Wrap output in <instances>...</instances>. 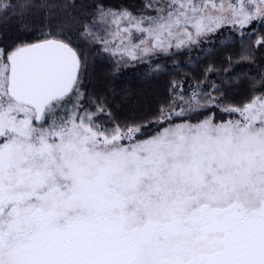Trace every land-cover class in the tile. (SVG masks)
Segmentation results:
<instances>
[{
	"label": "snow or ice",
	"instance_id": "1",
	"mask_svg": "<svg viewBox=\"0 0 264 264\" xmlns=\"http://www.w3.org/2000/svg\"><path fill=\"white\" fill-rule=\"evenodd\" d=\"M76 7L0 0L5 17L67 14L38 41L0 49V264H264V94L236 104L215 86L188 95L174 81L179 91L147 122L160 130L143 138L147 123H108L104 101L82 103L87 60L63 34L80 24L118 69L226 26L242 36L264 27V0H150L139 14L94 6L91 23L67 13ZM211 108L231 118L192 115Z\"/></svg>",
	"mask_w": 264,
	"mask_h": 264
},
{
	"label": "trees",
	"instance_id": "2",
	"mask_svg": "<svg viewBox=\"0 0 264 264\" xmlns=\"http://www.w3.org/2000/svg\"><path fill=\"white\" fill-rule=\"evenodd\" d=\"M106 1L120 4L127 2L67 0L68 3L77 5L75 9H67V13H72L79 21L91 23L96 11L94 6ZM139 1L143 8L150 2H137ZM10 2L20 5L25 0ZM36 2L42 3L44 0ZM61 19H67V14L58 9H52L51 14L45 9L36 8L23 14L14 11L7 17L0 15V49L11 50L22 43L36 42L45 33H52L54 26L58 28ZM81 30L80 24L74 23L66 28L63 34L71 37L73 45L87 60L88 70L82 85L85 99L82 103L94 110L95 104L90 101H104L112 117L103 116L98 119L108 123L113 119L122 125L143 124L152 120L158 115L160 107L170 104L171 98L179 91L173 89L174 81L178 82L188 95L196 85H199L202 91L218 95L213 91L215 86L229 102L236 104L246 102L253 95L264 94V46H255L257 35H264V27H261L259 22H254L249 26V30H243V36L226 26L190 50H172L169 55L157 54L148 58L146 63L121 65L118 69L115 58L102 52L101 45L84 40L79 34ZM249 33H252L251 39ZM242 48L251 51V60L240 59ZM209 67L213 69L211 72L208 71ZM211 113L217 119L229 117L218 108L205 109L202 114L192 115H198L199 119H202ZM153 126L155 125L147 123V128Z\"/></svg>",
	"mask_w": 264,
	"mask_h": 264
},
{
	"label": "rangeland",
	"instance_id": "3",
	"mask_svg": "<svg viewBox=\"0 0 264 264\" xmlns=\"http://www.w3.org/2000/svg\"><path fill=\"white\" fill-rule=\"evenodd\" d=\"M127 2H123V3H118V2H115V1H109V2H103L101 3L99 6H103L104 8H111L115 11H119V10H123V9H127L129 11H132L134 12L135 14H139L141 13L142 11H147V9L143 8L141 2H137L138 0H126ZM254 23V22H253ZM251 26V25H250ZM245 30H249V26L244 29ZM211 36V35H210ZM175 50V49H173ZM209 115H214V114H209ZM215 116V115H214ZM216 118V116H215ZM231 117H227L225 119H229ZM203 119V118H202ZM217 121H219L220 119H217ZM175 122L176 123H180V122H183L180 118H175ZM192 123H195L196 121L195 120H191ZM166 126V125H165ZM160 127L161 126H153V127H148L144 130V136L143 138H147L148 136L150 135H153L155 132L159 131L160 130Z\"/></svg>",
	"mask_w": 264,
	"mask_h": 264
}]
</instances>
